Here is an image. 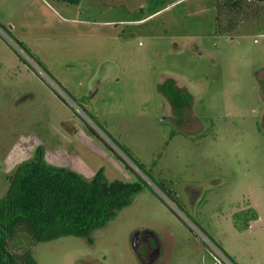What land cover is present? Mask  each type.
<instances>
[{
	"label": "rangeland",
	"instance_id": "rangeland-1",
	"mask_svg": "<svg viewBox=\"0 0 264 264\" xmlns=\"http://www.w3.org/2000/svg\"><path fill=\"white\" fill-rule=\"evenodd\" d=\"M215 16L216 0H0V197L39 147L86 179L102 167L109 180L148 183L92 244L40 242L36 264H142L131 236L144 227L172 244L201 233L206 251L216 244L234 264H264V34L217 35ZM167 79L191 96L181 113L160 91ZM249 208L258 219L239 229L233 217ZM183 243L172 264H201Z\"/></svg>",
	"mask_w": 264,
	"mask_h": 264
},
{
	"label": "trees",
	"instance_id": "trees-1",
	"mask_svg": "<svg viewBox=\"0 0 264 264\" xmlns=\"http://www.w3.org/2000/svg\"><path fill=\"white\" fill-rule=\"evenodd\" d=\"M215 19L217 35L264 34V0H216ZM15 43L30 59L43 67L44 63L23 41ZM16 53L23 60L17 50ZM160 91L168 99L175 114L191 105L190 94L172 79H167ZM55 93L65 102L58 92ZM90 120L142 174L151 179L145 166L133 158L126 146L111 138L92 117ZM86 124L98 140L110 147L93 127ZM115 154L129 166L123 157ZM139 178L134 183L109 180L101 167L90 179H86L72 169L48 163L39 147L32 158L18 164L8 176L7 192L0 197V264H36L33 248L40 242L64 236L78 237L92 244L93 233L116 218L148 185L141 176ZM152 182L175 204H181L172 181L160 179ZM233 218L239 229H247L251 220L258 219V214L249 208L236 213ZM207 256L209 258L208 253Z\"/></svg>",
	"mask_w": 264,
	"mask_h": 264
},
{
	"label": "crops",
	"instance_id": "crops-1",
	"mask_svg": "<svg viewBox=\"0 0 264 264\" xmlns=\"http://www.w3.org/2000/svg\"><path fill=\"white\" fill-rule=\"evenodd\" d=\"M144 228L139 229L138 231L148 235L147 241L141 243L138 240V244H137L138 255L141 259L142 264H172L171 257L176 256V258L179 260L176 253L179 248H181V250H184L183 241L185 240L186 243L188 242V249L191 248V252H189L190 255H192L193 253L194 255L195 253H199L198 257L201 264L210 263V259L207 256V251L202 248V246L199 243V239L192 232H190L191 234L188 235L189 238H191V240H189L188 238L180 239L179 236L174 235L173 237L175 239V243L172 244L167 242L166 240L167 238L165 235H164L165 237L162 236L161 238H159L154 230L147 229L146 227ZM151 240L154 241L156 240L155 241L156 244L153 245L151 243ZM181 264H185L184 260L181 261Z\"/></svg>",
	"mask_w": 264,
	"mask_h": 264
},
{
	"label": "built area",
	"instance_id": "built-area-1",
	"mask_svg": "<svg viewBox=\"0 0 264 264\" xmlns=\"http://www.w3.org/2000/svg\"><path fill=\"white\" fill-rule=\"evenodd\" d=\"M195 234L197 235L196 232H195ZM198 235L200 236L201 240H203L204 238H205L204 240H206V237L204 235H202L201 233H198ZM209 247L211 249H210V251H207V253H208L209 258H210V264H233V262L227 257L226 254H224V252L221 250V248L218 245L213 244Z\"/></svg>",
	"mask_w": 264,
	"mask_h": 264
},
{
	"label": "water",
	"instance_id": "water-1",
	"mask_svg": "<svg viewBox=\"0 0 264 264\" xmlns=\"http://www.w3.org/2000/svg\"><path fill=\"white\" fill-rule=\"evenodd\" d=\"M140 234H141L140 231H136V232L131 236L132 246L136 249V251H138V249H137V244H138V240H139V236H140Z\"/></svg>",
	"mask_w": 264,
	"mask_h": 264
},
{
	"label": "flooded vegetation",
	"instance_id": "flooded-vegetation-1",
	"mask_svg": "<svg viewBox=\"0 0 264 264\" xmlns=\"http://www.w3.org/2000/svg\"><path fill=\"white\" fill-rule=\"evenodd\" d=\"M147 236H148V235L141 233V235L139 236V241H140L141 243L147 241ZM148 238H149V237H148ZM148 241H149V240H148Z\"/></svg>",
	"mask_w": 264,
	"mask_h": 264
}]
</instances>
